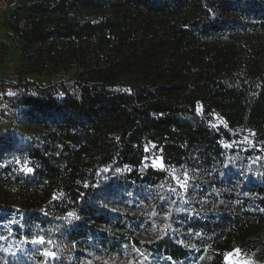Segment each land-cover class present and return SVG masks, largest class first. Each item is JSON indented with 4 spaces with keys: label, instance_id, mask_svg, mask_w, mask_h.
<instances>
[{
    "label": "trees",
    "instance_id": "trees-1",
    "mask_svg": "<svg viewBox=\"0 0 264 264\" xmlns=\"http://www.w3.org/2000/svg\"><path fill=\"white\" fill-rule=\"evenodd\" d=\"M19 6L12 30L26 42L94 40L107 58L88 71L75 57L84 65L75 93L60 76L44 88L17 82L34 89L21 106L49 141L19 143L0 123V163L11 151L34 162L31 173L6 168L0 182V222L17 216L16 252L0 251V264H224L264 237V0ZM209 114L223 126L209 128ZM237 127L255 143L230 145ZM151 144L163 169L145 162ZM185 172L187 191L172 179ZM68 212L79 219L68 223ZM38 236L51 243L32 244Z\"/></svg>",
    "mask_w": 264,
    "mask_h": 264
},
{
    "label": "rangeland",
    "instance_id": "rangeland-1",
    "mask_svg": "<svg viewBox=\"0 0 264 264\" xmlns=\"http://www.w3.org/2000/svg\"><path fill=\"white\" fill-rule=\"evenodd\" d=\"M20 0H0V123L3 131L12 136L19 143H30L34 146L48 144L49 137L46 130L41 126L31 124L27 118L26 109L21 106L23 96L34 94V89L19 86L17 82L34 81L38 87L44 88L52 83L51 75L61 77L66 88L75 93L77 87L75 81L78 73L85 69L106 68L104 63L107 55L99 50L94 40L78 41L72 46L54 43L53 46L39 45L38 43L26 42L12 27L17 23V12ZM20 7V8H19ZM14 9V13H12ZM19 13V12H18ZM86 19L97 20V16H86ZM21 30L25 28L24 21L19 22ZM85 57L84 65L75 62V57ZM108 60V59H107ZM54 78V77H53ZM56 81V80H55ZM58 94L62 93L59 91ZM201 113V108L197 109ZM206 125L211 129L223 126L215 115H205ZM236 136L230 145H251L256 141L254 132L244 128L234 129ZM148 147L145 162L152 165L153 157L161 158V150ZM156 146V145H155ZM19 161V163L17 162ZM27 166L33 167L32 159L27 152L11 151L0 163V182L6 179L5 169L14 174L19 173ZM6 169V170H7ZM26 173L25 171H23ZM17 222L16 215L3 218L0 222V251L9 253L16 252L14 239L10 238L11 225ZM236 250H239L237 252ZM264 264V237H253L247 240L241 247L224 255V264ZM103 264H144L142 260L121 257L112 261H104Z\"/></svg>",
    "mask_w": 264,
    "mask_h": 264
},
{
    "label": "snow or ice",
    "instance_id": "snow-or-ice-1",
    "mask_svg": "<svg viewBox=\"0 0 264 264\" xmlns=\"http://www.w3.org/2000/svg\"><path fill=\"white\" fill-rule=\"evenodd\" d=\"M153 147H156L155 145H153ZM145 152H148V148H145ZM19 163V161H17ZM152 166L153 168L156 169H163L164 168V162L162 158H157V157H153V161H152ZM22 171H25L26 173H31L33 172V169L29 166H27V162L25 161V167L23 169H21ZM172 179L175 181L177 187H182L185 189V191H187V181H188V173L185 172L184 173V182H181V180L178 178V176H173ZM170 191L175 192L176 189H170ZM55 199V197H54ZM73 219H79V217H76L75 214L73 212H68L67 216L65 217V220L68 223H71ZM32 244L34 245H44L45 243H51V241H46L45 238L43 236H38V237H34L31 241ZM237 252H239V250H236ZM44 255L46 256H52L54 258V253H49V252H45ZM244 264H250V262L245 261Z\"/></svg>",
    "mask_w": 264,
    "mask_h": 264
},
{
    "label": "built area",
    "instance_id": "built-area-1",
    "mask_svg": "<svg viewBox=\"0 0 264 264\" xmlns=\"http://www.w3.org/2000/svg\"><path fill=\"white\" fill-rule=\"evenodd\" d=\"M31 163V162H30Z\"/></svg>",
    "mask_w": 264,
    "mask_h": 264
}]
</instances>
